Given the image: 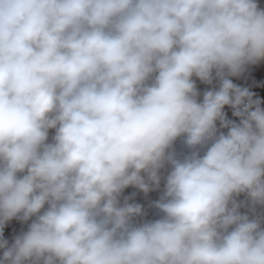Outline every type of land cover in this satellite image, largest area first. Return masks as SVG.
<instances>
[{"label":"clouds","instance_id":"obj_1","mask_svg":"<svg viewBox=\"0 0 264 264\" xmlns=\"http://www.w3.org/2000/svg\"><path fill=\"white\" fill-rule=\"evenodd\" d=\"M262 62L264 0H0V264H264Z\"/></svg>","mask_w":264,"mask_h":264},{"label":"rangeland","instance_id":"obj_2","mask_svg":"<svg viewBox=\"0 0 264 264\" xmlns=\"http://www.w3.org/2000/svg\"><path fill=\"white\" fill-rule=\"evenodd\" d=\"M261 71H264V62H262L260 65L252 66L247 74V78L244 81H239V82L245 83L246 85H250L253 88L264 87V83L256 79V77L261 73ZM175 149L178 154H181L187 151L180 141L176 142ZM133 191L135 190L131 188L127 189L125 191V195H130ZM159 196H160V192L155 191V192L149 193L147 197H145L143 193L138 192L137 195L134 197V200L136 202H139L144 205L145 211L147 213L145 219L158 218V215H157L158 210H156L155 208L149 207V204L151 201L158 199ZM241 199H243V197H241ZM241 210L244 211L245 209H241ZM256 212L258 214H264V209H261L258 207L256 209ZM25 229H26V225L21 224L19 221H15V220L9 222V224L5 226L6 233L10 231L12 236L19 234L22 230H25ZM9 239L11 240V236H9Z\"/></svg>","mask_w":264,"mask_h":264}]
</instances>
